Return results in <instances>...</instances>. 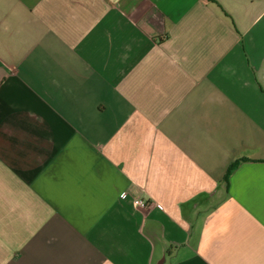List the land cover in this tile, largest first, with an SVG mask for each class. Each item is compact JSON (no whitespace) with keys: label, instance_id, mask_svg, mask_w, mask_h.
Segmentation results:
<instances>
[{"label":"crops","instance_id":"1","mask_svg":"<svg viewBox=\"0 0 264 264\" xmlns=\"http://www.w3.org/2000/svg\"><path fill=\"white\" fill-rule=\"evenodd\" d=\"M0 264H264V0H0Z\"/></svg>","mask_w":264,"mask_h":264},{"label":"built area","instance_id":"2","mask_svg":"<svg viewBox=\"0 0 264 264\" xmlns=\"http://www.w3.org/2000/svg\"><path fill=\"white\" fill-rule=\"evenodd\" d=\"M129 196H131V192L129 190L125 191L121 194L122 198H128ZM132 197H134V196H132ZM134 203H135V205H137L138 207H141V208H147L149 206V202L144 201V200H140L136 197H134Z\"/></svg>","mask_w":264,"mask_h":264},{"label":"trees","instance_id":"3","mask_svg":"<svg viewBox=\"0 0 264 264\" xmlns=\"http://www.w3.org/2000/svg\"><path fill=\"white\" fill-rule=\"evenodd\" d=\"M236 164H233L231 167H229L227 173H226V176H225V182L228 184L229 183V178L231 176V174L233 173V171L235 170V167Z\"/></svg>","mask_w":264,"mask_h":264}]
</instances>
